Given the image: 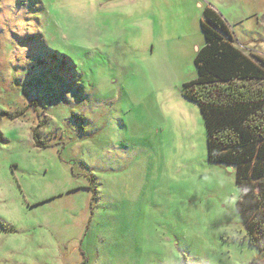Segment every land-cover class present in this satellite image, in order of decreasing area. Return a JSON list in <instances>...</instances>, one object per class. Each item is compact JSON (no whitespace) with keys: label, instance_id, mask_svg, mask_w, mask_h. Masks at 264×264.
Segmentation results:
<instances>
[{"label":"rangeland","instance_id":"obj_1","mask_svg":"<svg viewBox=\"0 0 264 264\" xmlns=\"http://www.w3.org/2000/svg\"><path fill=\"white\" fill-rule=\"evenodd\" d=\"M207 6L264 57V0H0V264H264L184 93Z\"/></svg>","mask_w":264,"mask_h":264},{"label":"trees","instance_id":"obj_2","mask_svg":"<svg viewBox=\"0 0 264 264\" xmlns=\"http://www.w3.org/2000/svg\"><path fill=\"white\" fill-rule=\"evenodd\" d=\"M201 30L197 77L184 84V93L199 106L209 160L234 167L240 219L249 244L264 254V57L238 47L212 7L203 11Z\"/></svg>","mask_w":264,"mask_h":264},{"label":"crops","instance_id":"obj_3","mask_svg":"<svg viewBox=\"0 0 264 264\" xmlns=\"http://www.w3.org/2000/svg\"><path fill=\"white\" fill-rule=\"evenodd\" d=\"M212 8H213V6H212ZM214 9L216 10V11H218V9H216V7H214ZM219 12V11H218ZM223 16V15H222ZM197 49V51L200 49V48H196Z\"/></svg>","mask_w":264,"mask_h":264}]
</instances>
